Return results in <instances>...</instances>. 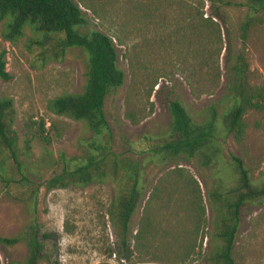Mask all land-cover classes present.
Wrapping results in <instances>:
<instances>
[{
	"label": "rangeland",
	"instance_id": "obj_1",
	"mask_svg": "<svg viewBox=\"0 0 264 264\" xmlns=\"http://www.w3.org/2000/svg\"><path fill=\"white\" fill-rule=\"evenodd\" d=\"M84 1L89 8L80 2L78 6L88 17V27L111 37L123 73L122 84L104 99L109 136L103 131L97 142L107 144L124 165L115 176L108 173L85 186L48 189L42 184L53 169L43 154L55 159L60 154L66 159L74 156L71 165L82 160L85 140L93 139L85 122L45 108L48 99L81 90L85 54L72 47L60 60L48 58L33 41L40 33L29 27L10 44L1 37L4 21L0 20V49L5 50L9 74L7 80L0 79V96L11 99L17 144L21 152L28 139L29 154L25 157L29 166L23 171L27 178L21 179L14 162L0 152V174L5 179H0V236H16L35 219L43 242L38 264H207L215 241L209 193L217 189L228 196L233 189L231 156L241 160L252 184L264 181V106L244 111L240 135L226 133L220 122L228 107L225 52L241 51L247 81L264 87V11L242 46V6H227L225 22L213 19L198 25L194 16H188L195 13L196 0H144L159 6L147 18L132 9L133 0ZM178 3L190 7L181 11ZM208 7L204 1L199 8L202 17ZM174 98L196 122L205 119L207 105L216 104L220 129L214 137L219 149L216 160L207 163L199 153L172 160L153 155L151 149L169 132L167 105ZM41 118L48 143L32 136ZM129 161L143 168L142 195L129 220L128 248L121 251L108 208L123 188ZM146 222L147 232L136 238ZM231 255L235 264H264V196L240 205ZM25 257L23 241L0 243V264H23Z\"/></svg>",
	"mask_w": 264,
	"mask_h": 264
},
{
	"label": "trees",
	"instance_id": "obj_2",
	"mask_svg": "<svg viewBox=\"0 0 264 264\" xmlns=\"http://www.w3.org/2000/svg\"><path fill=\"white\" fill-rule=\"evenodd\" d=\"M198 6L194 14L196 24L217 19L225 22L227 6H242L245 9L244 19L239 25L240 41L243 46L248 30L260 20L259 14L264 11V0H196ZM208 1V14L202 17L199 10L203 2ZM86 8L89 4L84 0H0V20L4 21L1 31L2 39L15 44L22 37L24 28L29 27L32 32L40 33V37L33 41L40 47L48 58L60 60L67 49L76 47L85 54L84 83L78 92L65 93L54 96L46 101L45 108L56 115H64L74 120L85 122L93 139L85 140L82 160L69 164L71 159L60 154L59 159L50 154H43L44 162L52 166L49 176L43 181L46 188H62L67 186H85L92 181H99L108 173L115 176L119 166H123L124 159H118L108 149L107 144L98 143V137L106 132L109 136L107 121L104 117L103 104L107 94L122 84L123 73L117 66V53L112 39L100 30L88 27L86 13L80 9L78 3ZM134 11H142L143 17H152L158 5L149 1L133 0ZM190 6L184 3L176 4L181 11ZM137 16V17H138ZM228 78L225 84V98L228 107L221 117V129L226 133L233 131L240 135L243 131L241 117L246 109H261L264 106V87L252 85L247 81V64L240 52L228 54ZM5 70V50L0 49V79L7 80ZM169 132L159 139L151 149L154 156L162 159H177L180 155L186 158L195 153L202 155L205 162L216 160L218 145L214 137L220 130L216 104L206 106V117L202 122H196L178 99L168 102ZM14 109L8 97L0 96V152L10 158L21 179H26L23 172L27 164L28 139H24L22 151L17 144V134L12 128ZM50 123L48 125V130ZM47 129L43 119H39L32 136L44 143L49 142ZM23 157L20 159V157ZM234 164V187L223 195L217 189L209 193L211 207L215 215L213 219L212 236L214 243L207 254V264H235L231 249L239 225V207L246 201L264 196V181L254 185L251 183L248 170L241 160L231 156ZM2 164L0 161V170ZM55 168V169H54ZM123 188L112 198L108 217L114 227L116 244L121 251H125L129 244V220L142 195L139 177L142 166L136 161L126 164ZM1 181H5L0 174ZM36 189L31 190L35 194ZM147 222L134 236L138 239L147 232ZM44 237L43 235H41ZM23 241L26 246V257L23 264H38L43 258V242L40 237L39 226L35 219L28 221L24 229L16 236H0V243L12 245Z\"/></svg>",
	"mask_w": 264,
	"mask_h": 264
}]
</instances>
